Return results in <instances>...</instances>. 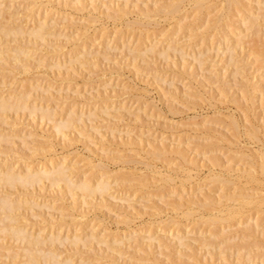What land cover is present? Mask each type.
Instances as JSON below:
<instances>
[{
    "label": "rangeland",
    "instance_id": "obj_1",
    "mask_svg": "<svg viewBox=\"0 0 264 264\" xmlns=\"http://www.w3.org/2000/svg\"><path fill=\"white\" fill-rule=\"evenodd\" d=\"M166 1L170 3V1L172 2L173 0H81V3L79 0H76V2L75 0H0L3 6L8 4L10 10L14 12L12 19L16 22H19V20L22 22L21 19H23V23L27 28H29L28 25L34 26L38 23L37 20H48L47 22L49 23L53 21L55 24H58L54 28L56 32L59 30L56 35L57 37L59 35L58 38L56 37L53 39V37L43 41L38 40L37 42L39 43H35L37 48L32 52L31 61L29 60V62H27V65H30L29 67L31 69L27 68L23 70L21 67V70L20 66L15 64L14 67L11 63L9 65L16 70L13 69L10 73V67L4 66L6 69L3 70L2 75L0 73V78L3 77L5 83H10L7 85L5 84L6 87H4L5 85L0 87L1 90L3 88L5 89L2 90V92L6 94V89H10L9 92L12 91V93H24L27 95V100L31 104H37V106H41L42 103L45 104V107L48 106L47 108L52 110V118L54 120H60L70 109L75 110L77 115L79 114L78 116L81 115L82 119L80 121L81 124L78 123L77 128L70 131L68 135L63 136V138L61 136L62 134L56 133L53 125H51V123L53 124L52 120H50V122L47 119L41 120L39 117V110L35 116H32L33 118L30 116V113L28 114V111H25L26 109L23 112H21L22 110L19 111L20 113L16 112L18 115L14 113V111H10L7 113L5 121H0V134H3L6 139L5 142H2L4 139L0 141L1 166H12L16 171L18 169L22 170L23 168H21V166L25 167L27 163H30L32 166H42L43 163L58 165L60 162H64V165L66 164V166L71 168L69 171L70 178L75 183H79L91 175L98 174L99 169L100 171L102 170L101 173L106 176L105 178H109L108 176H110V181L114 183L115 181L113 180L121 178V180L119 179L121 186L117 185L115 188L116 183L115 185L113 183L114 188L112 187L109 191V196H105L104 199L99 196H94L95 198L88 199L87 201H85L81 193L76 192L77 196H75V191L70 192L66 190V192L65 189H62L63 193H60L58 192L60 191L59 189H57V191L54 189L52 192V189L46 182V187L43 189L44 192L42 189L40 194H37L39 192L38 190V192L35 191L38 196L34 194L35 192L33 193V196L35 195V200L38 202V205L40 204V206H42V209L39 208L38 205L34 210H31L32 212H30L29 209L22 208L21 211H16L14 215L17 213V215L22 217H24L22 214L25 215V218H22L23 221L21 220L20 223L22 225L26 223L25 228L27 227L30 232L34 230L37 232L39 227H43V231H45V235H43L44 239L45 237L50 238L49 235L52 232H60L59 236L65 238L67 235L69 239L75 235H80L82 239L84 237L83 240H90L91 238V242L95 244H92V246H94L93 249L91 248L92 246H89L91 245L89 244L91 242H89L88 245L86 244L87 246L84 245L87 249H82L84 254L81 252V249H78L79 251L77 252V254L81 252L85 260H90L91 262H89V264H115L116 262H118L117 264H121L123 260L122 264H125L124 262L130 264L129 262L131 260H133L131 264H264V230H259L262 227L264 228V210L261 209L263 211L261 214L259 212L261 207L264 208V204L260 207L245 206L241 214L235 215L229 219H224V221H220L221 223L218 220V222L214 224V227H209L211 226V224H209L210 222H207L209 220H207L206 223L204 220L209 214L217 213L215 210L212 212V208L209 205L203 204L202 208L204 209H201L200 205V208H198V205H195L198 209L192 205L191 209L193 211L191 209L189 210V212L191 211L192 213L184 210L187 209L186 203L176 209L174 208V201L175 198L178 200V194L179 198L184 195L183 200H189L190 197L192 198L197 195L199 191L209 192L211 194L214 193L217 196L219 192L220 195L232 193L236 188L245 192L253 191V189L259 192H261L262 189L264 190V182L261 181L262 179L264 180L263 174L257 173L260 181L258 179H248L247 181L244 176H238L236 170H232V167H237L238 164L245 165V163L241 161L242 156L239 153L240 150L244 152H252L253 149L264 150V147L262 148V145H264V138L261 133H258L260 136L258 140H262V143L258 142V140H254L255 137L250 136L246 132V128L250 127L251 123L260 126L262 120L259 118H261L264 113V105L262 104L264 103L263 70L257 68L256 61L253 56L249 54L251 50V37H253L252 34L255 36L253 31L256 27L255 25V28L249 27L250 23L248 22V19H253V16H261L256 19L259 18L257 22H260V27H258L260 29L258 32L261 34H258L260 38L264 40V23L261 21L264 19V14H262L264 13V0H241L244 4L242 8H240V14V11H235L236 8L235 10H233V8L228 11V13L230 12L229 15L233 14V18H231V16L228 18L230 22L228 19H225L224 16L221 19L218 18V15L220 17V15L227 11L225 0H214L212 3L214 4V2H216L217 4H214L216 7L213 5L210 6L211 11H208L205 7L200 13H197V10H195L197 14L193 11L195 7L191 9L188 0H183L181 4L183 7L179 9L183 10L177 11V13L175 12L172 18L171 16H168L169 18L165 16V18L163 14H156L153 12L156 9L155 6L158 8L160 4L162 5L164 2V4H166ZM247 2L249 6H247ZM6 7L8 8V6ZM144 9L146 11L147 9H152L153 11L151 10V12L153 13H150L152 17L151 15H148L150 17H145L146 15L143 13V11H145ZM205 9L208 12L205 11ZM215 9L218 10L216 11ZM244 9H247L246 11L249 12H245ZM244 16H248V18ZM225 20L229 22H227L229 26L232 24L231 28L228 25L222 28V26H225ZM131 21L135 22L134 25ZM136 21L137 27H134ZM140 21L146 24L147 29L142 27L144 25L138 24ZM222 21L224 22L222 23ZM219 26L223 30L229 28L227 30L229 32L227 33L225 29L227 34L225 32L223 33L218 29ZM142 29L143 31H139ZM61 33L63 35H61ZM146 33H149L150 36ZM224 34L225 37H223ZM239 34L241 37L244 36L245 38H241L238 36ZM144 38L147 41H145ZM140 39H142L143 42ZM171 39L173 40L171 41ZM241 40L244 41L239 42ZM11 41H9V43L13 45L16 44L15 41ZM171 42L173 43L172 45L176 44L175 46H180L179 48H181V50H179L184 51L185 53H183L185 55L187 54L185 56L187 59L185 58L182 60L183 57L179 52V57L175 58V55H172L169 60H165L166 58L163 54L164 57L159 55L162 49L163 51L167 50L166 46L167 44L171 45ZM208 42L210 44H208ZM27 43L28 42H26V44ZM149 43L154 46V52L153 50L152 52L149 51L152 53L150 54L146 51L148 54H144V48H149ZM144 56H147V58H144ZM166 61L169 62L167 63ZM243 66L244 69L247 66L246 72H242L243 75L241 74L240 76L241 71H244V69H241ZM239 68L240 71H237ZM29 74L31 77H29ZM31 74H34V76ZM35 75H37L39 81ZM214 75L218 77H214ZM236 75L239 80L235 79ZM244 75H247V78H245L246 82L250 81V83H247V90L248 92L250 90L253 91L249 93L253 97L252 99L249 98V100L246 98V100H243L244 102L236 101L237 104H235L233 101L232 103L230 97L240 93L239 87L241 85V79H244L241 77ZM30 78L33 80L28 81ZM36 78L37 80H35ZM163 78H165V80ZM236 83L240 85L238 86ZM34 85H36L35 88ZM48 94H52V97ZM249 94L246 92V97H251ZM203 95L205 97H203ZM105 96L108 98H105ZM36 97L38 100L35 99ZM245 101H247V103ZM249 101H251V103L253 102V110H251L252 104ZM244 103L247 104L249 110L245 109L248 107ZM103 106H107L105 110H108V114L104 113L105 110ZM61 108H63V110H61ZM122 110L124 112H122ZM89 112H91V114ZM244 112L245 114L247 113L248 118L250 116L249 120H247L250 122V125H248V123V126L245 125V128L244 125H242L245 121L242 119L245 115ZM95 113L98 115L96 116ZM259 113L262 114L260 115ZM93 114L95 115L93 116ZM229 116L235 117L239 124L238 128L234 129L231 126L229 127ZM240 120L241 122H239ZM127 132L131 134L127 135ZM9 134L12 135V137ZM221 134L224 136H221ZM228 135H233L232 137L235 136V140L228 137ZM9 138L11 139L9 140ZM12 138H14V140ZM132 138L133 141L138 140L137 143H130ZM153 139H155V142H161L162 139L167 145H171L173 142L172 144L174 145L171 146L181 143V147L186 151V158H189L190 160L188 161H192L193 163H191L193 165L196 164V167H193L192 164L189 165L190 162H187V164L183 161L177 162L174 158L173 160L170 153L160 156L161 158H157L158 160L155 157L152 158V156H150L149 153L147 154V152L145 153V151H148L150 148L148 144L153 143ZM215 140H221V144L220 142L211 143ZM226 140H231L232 143ZM232 144H237V146L234 147ZM240 145L241 147H239ZM203 148H205V150ZM206 149L207 151L210 150L209 154L208 152H204ZM211 149L215 151L214 154L219 157L220 161L223 160L222 164H226L224 168H221V162V166H214L216 170L210 166L208 157L212 156ZM164 156L166 158L168 156V159ZM115 157L118 159L116 160ZM123 157L125 158L123 159ZM170 157L171 160H169ZM99 163L104 164H100L99 166ZM180 163H182L184 167H181L179 165ZM103 167H105V169ZM187 168L190 169L188 173L186 172L188 171ZM213 171L218 172V174ZM185 173H187L188 179H186ZM215 174L217 176L219 175V177ZM221 175H223V177ZM235 175L237 177H235ZM166 176L169 177L166 179ZM231 176L234 177L236 182L234 181L232 183L233 177ZM223 178L229 179L230 181L228 182L231 183H227L228 185L222 184L225 181H222ZM236 178L243 181L242 184L239 180L238 183ZM249 180H251V182L248 184ZM261 182H263V186H260L259 183ZM3 191L6 192L7 190L2 189V192ZM17 192L19 191L9 194H12L10 195L11 197H16L20 193L17 194ZM173 192L174 195L172 196L171 194ZM175 194L176 197H174ZM219 194L218 196H220ZM260 194H264L263 191ZM45 204H47V206H45ZM48 206L50 208H48ZM195 209L200 210L196 212ZM22 210L24 212H22ZM189 214H192L190 215L191 217ZM200 215H202V218ZM175 220L179 222H177L178 225L175 224ZM248 223L249 226L251 224L250 228L252 229V234L257 231V240L254 239L255 234L252 238L248 237L243 240L241 239L243 226ZM29 224L33 226L31 227ZM253 229H256V231ZM43 231H41V233ZM179 234L181 236L183 235L186 239L185 242L188 241L190 245L192 244L191 242L195 241L193 245H188L190 249L187 245V248L181 245L178 238ZM93 236H97V238L104 237L109 244L111 241L114 242V239H116V241L117 239L122 241L124 238L125 244L121 243L122 247L118 244L120 247L117 246V249L115 247L116 245L113 246L115 247V250H113H117V253L112 250L113 253L111 249L108 250L106 245H103L102 248V243L101 246L96 244V240ZM129 237H131V239L134 237L132 242L136 241L135 243L133 242L134 244H128L132 246L130 249L129 246H125L127 245V241H130ZM149 237H163L161 241L165 242L166 245L171 244V246L169 245V248L167 247V250L163 251V248L166 249V247L160 249V247H158V242L154 239L156 243L152 244L155 241H151ZM233 239V242L230 241ZM252 240H256L255 242L258 241L259 243H257L259 246L257 247V243L255 245V243L251 242ZM5 241L8 243L7 246L9 247L6 246ZM5 241L3 242L6 247H4L3 242L0 243V249L4 251L0 252L2 253L0 254L2 255L0 264H12L11 254L14 253L13 248L15 250L17 247L22 246V243H19V245L16 241L12 242V240H8V242L6 239ZM14 242L16 244H14ZM148 242L152 247H150ZM260 242H262V245H260ZM11 243H13V245H11ZM80 244L82 245L81 242ZM80 244L78 245L79 248ZM48 245L53 244L46 243L41 247L43 250H46V248L47 250L53 248ZM56 246L58 248H56V250L59 251L62 249V245H60L58 241H56ZM123 246L126 247L127 250ZM212 248L213 250H211ZM97 249L100 251H97ZM102 249L104 250L101 251ZM9 250L11 252L8 253ZM122 250L124 253H122ZM186 250L190 252H186ZM68 251V253H72V250ZM144 251H148V253H144ZM4 253L7 254L5 255ZM61 253H63V255ZM61 253L60 255L62 256L59 255V257H64L67 252L63 250ZM77 254L74 255L77 256ZM169 254H171V256ZM122 255H125V257L122 258ZM21 257L22 256H20L18 260L24 259V257H22V259ZM111 257L112 259L115 258V263H112L113 260L110 259ZM167 257L169 259H167ZM155 259L157 262H155ZM78 260L79 259H77V261Z\"/></svg>",
    "mask_w": 264,
    "mask_h": 264
},
{
    "label": "bare ground",
    "instance_id": "obj_2",
    "mask_svg": "<svg viewBox=\"0 0 264 264\" xmlns=\"http://www.w3.org/2000/svg\"><path fill=\"white\" fill-rule=\"evenodd\" d=\"M80 1V3H81V0H79ZM185 1V0H184ZM214 0H188V4H190L191 5V9H192V7H195V9L193 10V11H195V10H197V13H200L201 11H202V9L203 8H207L208 9V11H211L210 9V6H214V4L216 3V2H214V4L212 3ZM243 1V0H242ZM241 0H225L224 2H225V5L227 6L226 7V9H227V11H226V13L224 12L222 15H220V17H219V15H218V18L219 19H221L223 16H224V18L225 19H228L229 18V16H231V18H233L232 16H233V14H232V12H231V14L232 15H229L230 14V12L228 13V11H230L231 9H233V10H235V8H236V10L235 11H240L239 12V14L241 13V10H240V8H242V6H243V4H244V2H242ZM252 1V0H251ZM259 1V0H258ZM75 2H76V0H75ZM78 2V1H77ZM182 2H183V0H173L172 2L170 1V3H167V1H166V4H164V3H162V5L160 4V7H156L155 6V10L153 11L152 9V11L154 12V13H160V14H163L164 15V17L165 16H171V18H172V16L175 14V12L177 13V11H182V10H179L180 8H182L183 6H181V4H182ZM187 2V1H186ZM221 2H223V1H221ZM212 3V4H211ZM248 3V2H247ZM258 3V2H257ZM164 4V5H163ZM187 4V5H188ZM217 4V3H216ZM220 4H222V3H220ZM251 4V3H250ZM259 4V3H258ZM157 5V4H156ZM183 5H185V4H183ZM6 6H8V8L6 7ZM2 5V3H0V73H1V75H2V72H3V70L4 69H6V68H4V66H9L10 67V69H11V71H10V73L13 71V69H15L14 67V65L16 64V65H18V66H20V69H21V67H22V69L24 70V69H27V68H29V69H31L28 65H27V62H29V60L31 61V57H32V52H34L35 51V48H37L36 47V42L39 40H41V41H43V40H46V39H49V38H53V39H55L57 36V32H59V30L56 32V30H55V28L54 27H56V25H58V24H55L53 21H52V23L50 22H47V21H41V20H37L38 21V23H34L33 25L34 26H30V25H28L29 26V28H27L25 25H24V20L23 19H21L22 20V22L19 20V22H16L15 20H13L12 19V15L14 14V12H12L11 10H10V8H9V5L7 4V5ZM146 6V5H145ZM158 6H159V4H158ZM247 6H249V3H248V5ZM251 6V5H250ZM187 7V6H186ZM214 7H216V6H214ZM254 7V6H253ZM252 7V8H253ZM145 8V7H144ZM148 8V7H147ZM153 8V7H152ZM143 9V8H142ZM150 9V8H149ZM186 9V8H185ZM221 9H223V8H221ZM145 10V9H144ZM151 10H148L147 9V11L145 10V11H143V13H144V15H146L145 17H147L148 15H151L153 12H151ZM190 10V9H189ZM216 10V9H215ZM218 10V9H217ZM216 10V11H217ZM247 10V9H246ZM245 9H244V11L245 12H247ZM19 11V10H18ZM205 11H207L206 9H205ZM207 11V12H208ZM214 11V10H213ZM142 12V11H141ZM189 12V11H188ZM192 12V11H191ZM249 12V11H248ZM247 12V13H248ZM17 13V12H16ZM151 13V14H150ZM195 13H196V11H195ZM196 13V14H197ZM236 13V12H235ZM47 14V13H46ZM203 14V13H202ZM262 14H264V13H262ZM140 15V14H139ZM199 15V14H198ZM250 15H251V13H250ZM249 15V17L251 18V16ZM176 16V15H175ZM194 16H195V14H194ZM210 16V15H209ZM235 16V15H234ZM253 16V15H252ZM260 16V15H259ZM259 16H253L252 18L253 19H248V22L250 23V25H249V27H254V25H255V29H254V33H255V36H254V34H252V36L253 37H251L252 39H251V50L249 51L250 53L249 54H251V56H253V58H254V60L256 61V65L258 66L257 68H259V69H261V70H263V72H262V78H263V80H264V40L263 39H261L260 38V35L259 34H261L260 32H258V30L260 29V28H258V27H260L259 26V23L260 22H257V20L259 19H256L257 17H259ZM263 16V15H262ZM38 17V16H37ZM48 17V16H47ZM148 17H150V16H148ZM151 17H152V15H151ZM155 17V16H154ZM168 17V18H169ZM196 17V16H195ZM236 17V16H235ZM238 17V16H237ZM241 17V16H240ZM245 17V16H244ZM247 18H248V16H246ZM245 17V18H246ZM261 17V16H260ZM264 17V16H263ZM166 18V17H165ZM199 18H200V16H199ZM208 18V17H207ZM15 19V18H14ZM39 19V18H38ZM150 19V18H149ZM195 19V18H194ZM262 19V18H261ZM46 20V19H45ZM139 20H141V19H139ZM224 20V19H223ZM58 21V20H57ZM138 21V20H137ZM137 21H136V24H135V26L134 27H137L136 25H137ZM220 21V20H219ZM228 21L230 22V20L228 19ZM228 21H226L225 20V26H222V28L223 27H226V25H228ZM231 21H232V19H231ZM262 21V23H264L263 21H264V19H262L261 20ZM33 22V21H32ZM56 22V21H55ZM132 22V21H131ZM153 22V21H152ZM224 21H222V23H223ZM228 22V23H227ZM27 23V22H26ZM25 23V24H26ZM134 23L135 22H132V24L134 25ZM141 23V24H140ZM219 23V22H218ZM227 23V24H226ZM233 23V22H232ZM243 23V22H242ZM138 24L139 25H144V26H142L143 28L145 27H147L146 26V24H144L143 22H138ZM196 24H197V22H196ZM246 24V23H245ZM55 25V26H54ZM130 25V24H129ZM195 25V24H194ZM218 25V24H217ZM231 26H232V24H230ZM239 25V24H238ZM132 26V25H131ZM213 26V25H212ZM229 26V25H228ZM231 26H229L230 28H231ZM245 26H247V25H245ZM133 27V28H134ZM202 28V27H201ZM240 28V27H239ZM132 29V28H131ZM140 29H141V26H140ZM147 29V28H146ZM145 29V30H146ZM218 29H220L223 33L225 32L226 33V31L229 29H226V31H225V29L223 30V29H221V27L219 26V28ZM238 29V28H237ZM247 29H248V27H247ZM249 29H251V28H249ZM199 30V29H198ZM252 30V29H251ZM264 30V29H263ZM139 31H143V29L142 30H139ZM149 31V30H148ZM231 31V30H230ZM234 31V30H233ZM262 31V30H261ZM144 32H146V31H144ZM229 31H227V33H228ZM252 32V31H251ZM252 32V33H253ZM264 32V31H263ZM262 32V33H263ZM226 33V34H227ZM259 33V34H258ZM146 34H149V33H146ZM152 34V33H151ZM241 34V33H240ZM240 34L238 35V36H240ZM61 35H63L62 33H61ZM153 35V34H152ZM218 35H219V33H218ZM264 35V34H263ZM149 36H150V34H149ZM232 36V35H231ZM247 36V35H246ZM58 37H59V35H58ZM57 37V38H58ZM146 37V36H145ZM212 37V36H211ZM223 37H225V34H224V36ZM241 37V36H240ZM242 37H244V36H242ZM241 37V38H242ZM249 37H250V34H249ZM263 37V36H262ZM69 38V37H68ZM119 38V37H118ZM239 38V37H238ZM240 38V39H241ZM245 38V37H244ZM145 39V38H144ZM148 39V38H147ZM226 39V38H225ZM231 39V38H230ZM250 39V38H249ZM12 40V41H11ZM140 40H142V39H140ZM173 39H171V41H172ZM229 40V39H228ZM9 41H11V42H13V41H15L16 42V44H11V43H9ZM52 41V40H51ZM145 41H147L146 39H145ZM150 41V40H149ZM159 41V40H158ZM163 41H164V39H163ZM175 41V40H174ZM242 41H244V40H241V41H239V42H242ZM14 42V43H15ZM21 42H23V43H21ZM26 42H28L27 44H26ZM142 42H143V40H142ZM161 42V41H160ZM177 42V41H176ZM39 42H37V44H38ZM45 43V42H44ZM151 43V42H150ZM150 43H149V45H150ZM169 43V42H168ZM43 44V43H42ZM146 44V43H145ZM171 45H169V44H167V50H164L163 51V49H162V51H160V53H159V55L161 56L162 54L165 56V60H169L170 59V57H172V55H175L174 57L176 58V57H179L178 55L180 54L182 57H183V59L182 60H184L186 57V55L184 54L185 52L184 51H180L181 50V48H179V47H177V46H175L176 44H174V45H172L173 43L171 42L170 43ZM208 44H210L209 42H208ZM242 44V43H241ZM110 45V44H109ZM141 45H143V44H141ZM152 45V44H151ZM148 46L149 48H146L145 46V51L144 50H142V51H144L145 53L144 54H146L147 52H152V50H153V48H154V46L152 45V46ZM249 45V44H248ZM38 46V45H37ZM207 46V45H206ZM85 47V46H84ZM110 47V46H109ZM126 47V46H125ZM249 47V48H250ZM108 48V47H107ZM128 48V47H127ZM141 48V47H140ZM82 49V48H81ZM129 49V48H128ZM180 49V50H179ZM179 50V51H178ZM183 50V49H182ZM134 51V50H133ZM147 51V52H146ZM131 52V51H130ZM149 52V53H150ZM153 52H154V50H153ZM162 52V53H161ZM178 52H179V54H178ZM184 52V53H183ZM208 52V51H207ZM231 52V51H230ZM39 53V52H38ZM37 53V54H38ZM86 53V52H85ZM210 53V52H209ZM232 53V52H231ZM40 54V53H39ZM87 54V53H86ZM89 54V53H88ZM139 54V53H138ZM148 54V53H147ZM150 54H152V53H150ZM149 54V55H150ZM235 54V53H234ZM149 55H148V57H149ZM162 55V56H163ZM177 55V56H176ZM199 55H200V53H199ZM208 55V54H207ZM233 55V54H232ZM231 55V56H232ZM39 56V55H38ZM134 56H136V55H134ZM151 56H154V55H151ZM159 56V57H160ZM163 56V57H164ZM206 56V55H205ZM34 57V56H33ZM137 57V56H136ZM147 58V56H144V58ZM194 57V56H193ZM201 57V56H200ZM249 57V56H248ZM59 58V57H58ZM84 58V57H83ZM93 58V57H92ZM209 58V57H208ZM243 58V57H242ZM249 58H251V57H249ZM34 59V58H33ZM32 59V60H33ZM43 59V58H42ZM41 59V60H42ZM46 59V58H45ZM72 59V58H71ZM132 59H133V57H132ZM172 59V58H171ZM187 59V58H186ZM194 59V58H193ZM197 59H199V58H197ZM232 59H233V57H232ZM44 60V59H43ZM163 60H164V58H163ZM247 60H248V58H247ZM70 61V60H69ZM181 61V60H180ZM186 61V60H185ZM239 61H241V60H239ZM70 62H72V61H70ZM69 62V63H70ZM145 62V61H144ZM167 62V61H166ZM169 62V61H168ZM167 62V63H168ZM199 62V61H198ZM13 64V68H12V66H10L9 64ZM31 63V62H30ZM29 63V64H30ZM57 63V62H56ZM55 63V64H56ZM68 63V64H69ZM147 63V62H146ZM145 63V64H146ZM170 63H172V62H170ZM169 63V64H170ZM175 63V62H174ZM202 63V62H201ZM247 63V62H246ZM73 64H74V62H73ZM72 64V65H73ZM82 64V63H81ZM183 64V63H182ZM255 64V63H254ZM42 65V64H41ZM66 65V64H65ZM64 65V66H65ZM144 65V64H143ZM146 65H148V64H146ZM228 65V64H227ZM235 65V64H234ZM241 65H243V64H241ZM245 65V64H244ZM54 66V65H53ZM67 66V65H66ZM69 66L71 67V65L69 64ZM138 66V65H137ZM52 67V66H51ZM58 67H59V65H58ZM57 67V68H58ZM144 67V66H143ZM146 67V66H145ZM184 67V66H183ZM237 67V66H236ZM17 68V67H16ZM50 68V67H49ZM56 68V69H57ZM60 68V67H59ZM178 68V67H177ZM241 68V67H240ZM240 68H239V70L237 69V71H240ZM246 68H247V66H246ZM246 68L244 69V66H243V68H241V69H244V71H241V73H240V76H241V74H242V72H246L245 70H246ZM251 68V67H250ZM18 69V68H17ZM21 69V70H22ZM63 69V68H62ZM181 69V68H180ZM16 70V69H15ZM14 70V71H15ZM67 70V69H66ZM8 71H9V69H8ZM51 71V70H50ZM186 71V70H185ZM218 71V70H217ZM220 71V70H219ZM248 71V70H247ZM4 72H7V71H4ZM187 72V71H186ZM249 72V71H248ZM23 73V72H22ZM188 73V72H187ZM212 73V72H211ZM216 73V72H215ZM235 73V72H234ZM6 74H8V73H6ZM39 74V73H38ZM217 74V73H216ZM32 75V74H31ZM189 75H190V73H189ZM192 75V74H191ZM221 75V74H220ZM224 75V74H223ZM239 75V74H238ZM243 75V74H242ZM18 76V75H17ZM32 76H34V74L32 75ZM47 76V75H46ZM154 76V75H153ZM210 76H212V75H210ZM215 76H217V75H214V77ZM233 76H235V75H233ZM240 76H239V78H240ZM6 77V76H5ZM4 77V78H5ZM29 77H31L30 76V74H29ZM35 77H37V75H35ZM218 77V76H217ZM220 77V76H219ZM259 77V76H258ZM24 78V77H23ZM38 78V77H37ZM37 78L35 79V80H37ZM158 78V77H157ZM190 78V77H189ZM196 78V77H195ZM241 78H244V79H241ZM240 79L242 80H240L241 81V85H240V87H239V89H240V93L239 94H237V95H235L234 94V96H231L230 97V100H232V103H233V101L235 102V104H237L236 103V101L237 102H241V101H243V100H246V98H248V100H249V98H251L252 99V97L253 96H251L249 93L252 91V90H250L249 92H248V85H247V83H250V81L249 82H246V79L245 78H247V75H244V76H242ZM3 77L2 78H0V87L2 86H4L5 84L7 85V84H9V83H5V79H3ZM161 79V78H160ZM164 80H165V78H163ZM162 79V80H163ZM235 79L237 80L238 78H237V75H236V77H235ZM249 79H251V78H249ZM248 79V80H249ZM261 79V78H260ZM18 80V79H17ZM21 80H22V78H21ZM24 80V79H23ZM27 80V79H26ZM33 79H31L30 78V80H28V81H32ZM41 80V79H40ZM216 80V79H215ZM239 80V79H238ZM38 81H39V78H38ZM160 81V80H159ZM7 82H8V80H7ZM175 82V81H174ZM216 82V81H215ZM13 83V82H12ZM38 83V82H37ZM36 83V84H37ZM160 83V82H159ZM253 83V82H252ZM251 83V84H252ZM237 84V83H236ZM256 84V83H255ZM6 85L4 86V87H6ZM11 85V84H10ZM207 85V84H206ZM238 85V84H237ZM236 85V86H237ZM238 85V86H239ZM9 86V85H8ZM12 86V85H11ZM35 86L36 85H34V88H35ZM39 86V85H38ZM41 86V85H40ZM106 86V85H105ZM178 86V85H177ZM203 86V85H202ZM237 86V87H238ZM249 86H250V84H249ZM13 87V86H12ZM32 87V86H31ZM204 87V86H203ZM221 87V86H220ZM8 88V87H7ZM48 88V87H47ZM101 88V87H100ZM208 88V87H207ZM13 89H15V88H13ZM33 89V88H32ZM42 89V88H41ZM44 89V88H43ZM235 89V88H234ZM253 89V88H252ZM2 90H5L4 88L2 89ZM2 90L0 89V121H5V117L7 116V113H9L10 111H14V113H16V112H19V111H21V112H23L25 109V111H28V114L30 113V116L32 117V116H35V114L37 113V111L38 112H40L39 113V117L41 118V120L42 119H47V120H49V122H50V120H52L53 121V124L51 123V125H53V127H54V129H55V131H56V133H60V134H62L61 136L63 137V136H65V135H68V133L70 132V131H72V130H74L75 128H77V126H78V123L79 124H81L80 123V121L82 120L81 119V115L80 116H78L77 115V113H76V111L75 110H68V112L61 118V116H60V120H54L52 117V114H53V112H52V110H50V109H48L47 107H45L44 105L45 104H43L42 103V105L40 106V105H38L37 106V104H31L30 102H28V97H27V95H25L24 93L22 94V93H12V91H10L9 92V90H7L6 89V94H4L3 92H2ZM12 90V89H11ZM16 90H17V88H16ZM25 90V89H24ZM47 90V89H46ZM226 90H227V88H226ZM255 90H256V88H255ZM51 91V90H50ZM105 91L107 92V90L105 89ZM198 91V90H197ZM197 91H196V93H197ZM5 92V91H4ZM44 92V91H43ZM103 92H104V90H103ZM221 92V91H220ZM226 92V91H225ZM238 92V91H237ZM246 92L251 96V97H246ZM253 92V91H252ZM251 92V93H252ZM49 93V92H48ZM195 93V94H196ZM198 93H199V91H198ZM223 93V92H222ZM232 93H235V92H232ZM37 94V93H36ZM45 94V93H44ZM50 94V93H49ZM48 94V95H49ZM102 94V93H101ZM108 94V93H107ZM106 94V95H107ZM113 94V93H112ZM47 95V96H48ZM52 95V94H51ZM51 95H49L50 97H52ZM98 95V94H97ZM105 95V94H104ZM103 95V96H104ZM197 95V94H196ZM222 95V94H221ZM227 95V94H226ZM32 96V95H31ZM34 96V95H33ZM46 96V95H45ZM44 96V97H45ZM48 96V97H49ZM60 96V95H59ZM229 96H230V94H229ZM39 97V96H38ZM56 97V96H55ZM115 97V96H114ZM203 97H205L204 95H203ZM224 97H225V94H224ZM60 98V97H59ZM99 98V97H98ZM103 98V97H102ZM105 98H108V97H106L105 96ZM36 100H38L37 99V97L35 98ZM51 99V98H50ZM264 99V98H263ZM262 99V100H263ZM34 100V99H33ZM48 100H49V98H48ZM110 100H111V98H110ZM47 101V100H46ZM56 101V100H55ZM252 101V100H251ZM251 101H249L250 103H251ZM33 102V101H32ZM47 102H49V101H47ZM53 102V101H52ZM94 102V101H93ZM107 102V101H106ZM244 102V101H243ZM246 103H247V101H245ZM41 103V102H40ZM44 103H45V101H44ZM50 103V102H49ZM75 103V102H74ZM98 103V102H97ZM104 103V102H103ZM246 103H244V104H246ZM252 104V108H251V110H253V102L251 103ZM257 104V103H256ZM263 105H264V103H262ZM47 105V104H46ZM108 106V105H107ZM106 106V107H107ZM239 106V105H238ZM246 106H247V104H246ZM104 107V106H103ZM106 107H104V110H105V108ZM245 107V106H244ZM248 107V106H247ZM122 108V107H121ZM120 108V109H121ZM239 108V107H238ZM261 108V107H260ZM264 108V107H263ZM28 109V110H27ZM245 109H248L249 110V107L248 108H245ZM256 109V108H255ZM262 109V108H261ZM61 110H63V108H61ZM61 110H59V111H61ZM99 110H100V108H99ZM176 110V109H175ZM242 110V109H241ZM257 110V109H256ZM255 110V111H256ZM54 111H56V110H54ZM98 111V110H97ZM101 111V110H100ZM99 111V112H100ZM108 110H105L104 111V113H109V112H107ZM110 111V110H109ZM119 111V110H118ZM173 111V110H172ZM243 111V110H242ZM241 111V112H242ZM245 111V110H244ZM263 111V110H262ZM57 112V111H56ZM93 112V111H92ZM95 112H96V110H95ZM120 112H121V110H120ZM120 112H119V114H120ZM122 112H124L123 110H122ZM253 112V111H252ZM251 112V113H252ZM20 113V112H19ZM25 113V112H24ZM58 113V112H57ZM90 114H91V112H89ZM94 113V112H93ZM112 113V112H111ZM132 113V112H131ZM130 113V114H131ZM240 113V112H239ZM250 113V114H251ZM17 114V113H16ZM96 114V113H95ZM95 114H93V116L95 115ZM127 114V113H126ZM241 114V113H240ZM244 114H245V112H244ZM260 114V113H259ZM262 114V113H261ZM260 114V115H261ZM15 115V114H14ZM18 115V114H17ZM98 114H96V116H97ZM100 115V114H99ZM110 115V114H109ZM124 115V114H123ZM136 115V114H135ZM134 115V116H135ZM139 115V114H138ZM137 115V116H138ZM243 115V114H242ZM255 115V114H254ZM259 115V116H260ZM93 116H90V117H93ZM101 116V115H100ZM128 116H129V113H128ZM36 117H38V116H36ZM108 117V116H107ZM130 117V116H129ZM223 117V116H222ZM243 117V116H242ZM254 117V116H253ZM261 117V116H260ZM33 118V117H32ZM118 118H120V117H118ZM135 118V117H134ZM137 118H139V117H137ZM249 118H250V116H249ZM249 118H248V115H247V113L244 115V118H242L243 120H245L244 122H243V120H242V122H243V124L242 125H244V128H245V125H247L248 123V125H250V122H248L247 120H249ZM262 118V119H261ZM261 118H259L260 120H262V123L260 124V126H258L257 124H253V123H251V126L250 127H247L246 128V132L250 135V136H253V137H255V139L254 140H258L259 138H260V136L258 135V133L260 132L261 133V135L263 136V138H264V113L262 114V117ZM93 119H95V118H93ZM97 119H98V117H97ZM136 119V118H135ZM228 119H229V122H228V124H229V127L231 126V127H233L234 129H236V128H238V122H237V120L235 119V117L234 116H229L228 117ZM258 119V120H259ZM99 120V119H98ZM108 120V119H107ZM257 120V119H256ZM255 120V121H256ZM43 121V120H42ZM87 121V120H86ZM91 121V120H90ZM145 121V120H144ZM215 121V120H214ZM83 122V121H82ZM224 122V121H223ZM239 122H241V120L239 121ZM259 122V121H258ZM261 122V121H260ZM4 123H6V122H4ZM43 123V122H42ZM84 123V122H83ZM218 123V122H217ZM225 123V122H224ZM50 124V123H49ZM223 124V123H222ZM247 125V126H248ZM6 126V125H5ZM81 126V125H80ZM52 127V128H53ZM82 128V127H81ZM215 128H217V127H215ZM231 129V128H230ZM240 129V128H239ZM242 129V128H241ZM212 130V129H211ZM215 130H217V129H215ZM54 131V132H55ZM113 131H116V130H113ZM129 131V130H128ZM223 131V130H222ZM233 131V130H232ZM215 132V131H214ZM217 132V131H216ZM219 132V131H218ZM235 132H236V130H235ZM237 133V132H236ZM14 134V133H13ZM55 134V133H54ZM81 134V133H80ZM79 134V135H80ZM128 134H131V133H128L127 132V135ZM220 134V133H219ZM10 135V134H9ZM18 135V134H17ZM56 135V134H55ZM115 135V134H114ZM243 135V134H242ZM248 135V136H249ZM7 136V135H6ZM11 137H12V135H10ZM82 136V135H81ZM117 136V135H116ZM212 136V135H211ZM221 136H224V135H222L221 134ZM225 136H226V134H225ZM233 135H231V136H229L228 135V137H230V138H233L234 139V137H232ZM14 137V136H13ZM23 137V136H22ZM128 137V136H127ZM135 137V136H134ZM140 137H141V135H140ZM252 137V138H253ZM15 138H16V136H15ZM25 138V137H24ZM64 138V137H63ZM66 138V137H65ZM138 138V137H137ZM237 138V137H236ZM2 139H4L3 141H2ZM11 138H9V140H10ZM13 140H14V138H12ZM135 139V138H134ZM216 139H218V138H216ZM220 139V138H219ZM250 139V138H249ZM26 140V139H25ZM67 140V139H66ZM135 140H137V139H135ZM138 140H139V138H138ZM137 140V141H138ZM142 140V139H141ZM155 139H153V141H154ZM160 140V139H159ZM208 140V139H207ZM235 140V139H234ZM237 140V139H236ZM252 140V139H251ZM250 140V141H251ZM0 141H2V142H5L6 141V139L4 138V136H3V134H0ZM137 141H133V138H132V141L130 142V143H137ZM144 141V140H143ZM150 141H151V139H150ZM157 141V140H156ZM181 141V140H180ZM213 141V140H212ZM227 142L229 141V140H226ZM248 141V140H247ZM10 142V141H9ZM141 142V141H140ZM146 142V141H145ZM215 142H220V144H221V140L219 141H217V140H215L214 142H211V143H215ZM229 142H231V140L229 141ZM256 142V141H255ZM258 142H261L262 143V140L260 141V140H258ZM264 142V141H263ZM142 143V142H141ZM149 143V142H148ZM173 143V142H172ZM171 143V145H174V144H172ZM180 143V142H179ZM223 143V142H222ZM232 143V142H231ZM240 143V142H239ZM2 144V143H1ZM127 144V143H126ZM139 144V143H138ZM137 144V145H138ZM146 144V143H145ZM181 144V143H180ZM180 144H176L175 146H171V145H167V144H165L164 143V140H162L161 139V142L160 141H157V142H153V143H151V144H148L149 146H150V148L148 149V151H145V153L147 152V154L149 153L150 154V156H152V158H159L160 156H163V155H165V154H168V153H170L171 155H172V159L174 158V159H176V161L177 162H190V161H188V160H190L189 158H186V151L184 150V148L183 147H181V145ZM235 144V143H234ZM234 144H232L234 147L235 146H237V144L236 145H234ZM10 145V144H9ZM140 145V144H139ZM147 145V144H146ZM259 145V144H258ZM8 146V145H7ZM199 146V145H198ZM216 146H218V145H216ZM6 147V146H5ZM148 147V146H147ZM186 147V146H185ZM206 147V146H205ZM209 147V146H208ZM239 147H241V145L239 146ZM238 147V148H239ZM264 147V145H262V148ZM209 148H211V147H209ZM242 148H243V146H242ZM142 149V148H141ZM186 149V148H185ZM204 150H205V148H203ZM213 149V148H212ZM211 149V150H212ZM241 149V148H240ZM188 151H189V149H188ZM205 153H207L208 152V154L210 153V150H208L207 151V149H206V151H204ZM204 153V154H205ZM215 151L214 150H212L211 151V154H212V156L210 157H208V161L210 162V166H212L213 168H214V170H216L215 168L216 167H214V166H216V165H218V167L219 166H221L222 165V167L221 168H224L225 166L224 165H226V164H222L223 162V160L222 161H220V159H219V157L218 156H216L215 154ZM239 153L241 154V156H242V158H241V161L242 162H244L245 163V165H242V164H238V166L237 167H232V170L234 169V170H236L237 171V175L238 176H244L245 177V179L248 181V179H251V180H256V179H258V175H257V173H259V174H263V176H264V150H262V149H258V150H255V149H253V151L252 152H244V151H239ZM169 154V155H170ZM117 155V154H116ZM170 155V156H171ZM113 156V155H112ZM119 156H120V154H119ZM118 156V157H119ZM123 156V155H122ZM110 157V156H109ZM165 157V156H164ZM164 157H163V159H164ZM188 157V156H187ZM204 157V156H203ZM125 157H123V159H124ZM161 158V157H160ZM166 158V157H165ZM207 158V157H206ZM115 159L117 160L118 158H116L115 157ZM122 159V158H121ZM120 159V160H121ZM122 159V160H123ZM166 159H168V156H167V158ZM173 159V160H174ZM5 160V159H4ZM158 160V159H157ZM169 160H171V157H170V159ZM192 160V159H191ZM207 160V159H206ZM244 160V161H243ZM52 161V160H51ZM63 161V160H62ZM124 161V160H123ZM122 161V162H123ZM60 162V161H59ZM192 162V161H191ZM189 163V165H191L192 163ZM220 162H221V165H220ZM35 163V162H34ZM43 163V162H42ZM51 163V162H50ZM100 164L101 165H103L102 163H99L98 165L100 166ZM188 164V163H187ZM2 164H0V233H1V236H0V240H1V242L0 243H2L3 241H5V239L8 241V240H12V242L13 241H16L18 244L20 243H22V246H20V247H17L15 250H14V248H13V252L14 253H10L12 256V258H11V260H12V264H89V262H91L90 260H85L84 259V257H83V254H84V252H83V250L82 249H87V247L85 248V246H87L88 245V243L89 242H91V238H90V240H83L84 239V237H83V239H82V237L79 235V236H73L71 239H69L68 238V236L66 235V237L65 238H63V237H61V236H59L60 234V232H56V233H51L49 236H50V238L48 237V238H46L45 237V239H44V236L43 235H45L44 234V232L45 231H43V227L41 228V227H39L38 228V231L37 232H35V230L34 231H28V229H27V227L25 228V225H26V223H25V225L23 224H21L20 222H21V220H22V218H25V215L24 214H22L24 217H22V216H20V215H17V214H15L14 215V213H16V211L18 212L19 210L21 211V209L23 208H26L27 210L29 209L30 210V212H32L31 210H34L35 209V207H37V205H38V202L35 200V195L33 196V193L36 191V192H38L37 194H40L41 193V189L43 190L44 189V187H46V182H47V184H49V186H50V188L52 189V192H53V190L54 189H56L55 191H57V189H59L60 191H58V192H60V193H63L62 191L65 189V191L67 190V191H70V192H73V191H75L74 193L76 194V192L77 193H81V195H82V197L85 199V201H87L88 199H92V198H95L94 196H99V197H101L102 199H104L105 198V196H107L108 194L110 195V193H109V191L111 190V188L113 187V183L114 182H112V181H110L111 179V177L110 176H108L109 178H105L106 176H104L103 175V173H101V171H100V169H99V172H98V174H96V175H91L90 177H87V179H84L83 181H81V182H79V183H75V182H73L72 180H71V178H70V174H69V171H70V167H68V166H66V164L64 165V162H60L58 165H53V163L51 164V165H49V163L48 164H46V163H43L42 164V166L40 165V166H32L30 163L28 164L27 163V165L24 167H22L21 166V168H23L22 170H14V168L12 167V166H1ZM97 165V164H96ZM181 167H184V166H182L183 164L182 163H180L179 164ZM193 165V164H192ZM196 165V164H195ZM195 165H193V167L195 166ZM208 165V164H207ZM99 166H97V167H99ZM205 166V165H204ZM16 167V166H15ZM106 167V166H105ZM105 167H103L104 169H105ZM154 167V166H153ZM196 167V166H195ZM94 168H95V166H94ZM99 168H101V167H99ZM188 168H190V167H188ZM187 168V170L188 171H186L187 173L189 172V170L190 169H188ZM199 168V167H198ZM227 168V167H226ZM74 169V168H73ZM209 169H211V168H209ZM231 169V168H230ZM183 170H184V168H183ZM192 170V169H191ZM194 170V169H193ZM196 170V169H195ZM227 170V169H226ZM98 171V170H97ZM221 171V170H220ZM228 171H229V169H228ZM93 172V171H92ZM104 172V171H103ZM184 172H185V170H184ZM191 172V171H190ZM193 172V171H192ZM214 172V171H213ZM227 172V171H226ZM230 172V171H229ZM95 173H96V170H95ZM187 173H185V175L187 174ZM214 173H217L218 174V172H214ZM190 174V173H189ZM192 174V173H191ZM216 175V174H215ZM217 176V175H216ZM222 177H223V175H221ZM261 176V175H260ZM259 176V177H260ZM169 176H166L165 178L167 179ZM190 177H191V175H190ZM213 177H214V175H213ZM217 177H219V175L217 176ZM216 177V178H217ZM231 177H233V176H231ZM235 177H237L236 175H235ZM115 178V177H114ZM113 178V179H114ZM119 178V177H118ZM123 178V177H122ZM164 178V179H165ZM189 177L186 175V179H188ZM192 178V177H191ZM262 178V177H261ZM120 180H121V178H119ZM119 179H117L116 178V180H113V181H115V183H116V186H115V188L117 187V185H119V186H121L120 184H121V182H120V180ZM125 179V178H124ZM237 179V182H238V180H239V178H236ZM243 179V178H242ZM217 180V179H216ZM225 180V181H224ZM251 180H249V182H248V184L251 182ZM259 180V179H258ZM125 181H126V179H125ZM172 181V180H171ZM222 181H224V183H222V184H229V183H231V182H228V181H230L229 179H226V178H223L222 179ZM221 181V182H222ZM227 181V182H226ZM236 182V180H234V177H233V180H232V183L233 182ZM241 180H239V182H240ZM245 181V180H244ZM260 181V180H259ZM261 181H263L264 182V180L262 179ZM165 182H167V181H165ZM169 182H170V180H169ZM168 182V183H169ZM215 182V181H214ZM238 182V183H239ZM242 182L243 181H241V184H242ZM263 182H261V183H259L260 184V186L262 185L263 186ZM115 183H114V185H115ZM124 183V182H123ZM212 183V182H211ZM220 183V182H219ZM237 183V184H238ZM227 184V185H228ZM244 184V183H243ZM254 184V183H253ZM49 186H47V187H49ZM122 186H125V185H122ZM175 186V185H174ZM211 186V185H210ZM235 186V185H234ZM258 186V185H257ZM214 187V186H213ZM114 188V187H113ZM161 188V187H160ZM176 188V187H175ZM225 188V187H224ZM263 188V187H262ZM2 189L4 190H7L6 192H2ZM63 189V190H62ZM240 189V188H239ZM249 189V188H248ZM9 190V191H8ZM38 190V191H37ZM45 190H46V188H45ZM159 190V189H158ZM171 190V189H170ZM250 190H251V188H250ZM249 190V191H250ZM15 191H19V192H17V196L16 197H11L10 195H12V194H9V193H15ZM55 191H54V193H55ZM66 191V192H67ZM160 191V190H159ZM175 191V190H174ZM261 191V190H260ZM262 191H263V193H264V190L262 189ZM261 191V192H262ZM36 192L34 193V194H36ZM43 192H44V190H43ZM42 192V193H43ZM200 192V191H199ZM198 192V194L197 195H195L194 197H190V199L189 200H183V197H184V195L183 196H181L180 198L178 197L179 196V194H178V196H177V198H178V200H176V198H175V204H174V208L176 209V208H178V207H180V206H183V204L184 203H186L187 204V209H184V210H187L186 212H189V210L191 209V207H192V205L193 206H195V205H200L201 206V209H204V208H202V205L203 204H206V205H209L212 209H211V211L212 212H214V210L215 211H217V213H212V214H209L208 216H206L205 217V223H206V221L207 220H209V221H207V222H210L209 224H211V226H209V227H214V224H216V222H218V220H219V222L220 221H224V219H229V218H231V217H233V216H235V215H238V214H241L242 213V209L245 207V206H255V207H260L262 204H264V194H260L261 192H259L258 190H255L254 191V189H253V191H250V192H245V191H241V190H238L237 188H236V190H234L232 193H227V194H222V195H220L219 193V195L220 196H218V194H217V196H216V194H211V193H209V192H200L199 193ZM222 192V191H221ZM225 193V192H224ZM36 194V195H37ZM74 194V195H75ZM171 194V193H170ZM177 194V193H176ZM176 194H175V196L174 197H176ZM183 194V193H182ZM191 194V193H190ZM68 195V194H67ZM108 195V196H109ZM172 196L174 195V192L171 194ZM38 196V195H37ZM51 196H52V194H51ZM56 196V195H55ZM75 196H77V194L75 195ZM159 196V195H158ZM225 196V197H224ZM62 197V196H61ZM99 197H98V199H99ZM113 197V196H112ZM115 197V196H114ZM173 197V198H174ZM37 198V197H36ZM61 199H63V198H61ZM114 199V198H113ZM118 199V198H117ZM121 199V198H120ZM226 199V200H225ZM101 200V199H100ZM109 200H110V198H109ZM227 201V202H225V201ZM84 201V200H83ZM84 201V202H85ZM112 201V200H111ZM121 201V200H120ZM124 201H126V200H124ZM104 202H105V200H104ZM120 203V202H119ZM72 204H73V202H72ZM39 206V208H41L42 206H40V204L38 205ZM45 206H47V204H45ZM44 206V207H45ZM200 206L198 207V208H200ZM263 206V205H262ZM53 207V206H52ZM52 207H51V209H52ZM71 207V206H70ZM48 208H50L49 206H48ZM47 208V209H48ZM74 208V207H73ZM173 208V209H174ZM195 208H197L196 206H195ZM197 208V209H198ZM246 208H248V207H246ZM25 209V210H26ZM36 209H38V208H36ZM42 209V208H41ZM174 209V210H175ZM197 209H195L196 210V212L197 211H199V210H197ZM264 210V208H260V210H259V212H260V214L261 213H263V211L262 210ZM53 210V209H52ZM192 210V209H191ZM37 211V210H36ZM193 211V210H192ZM207 211V210H206ZM246 211V210H245ZM262 211V212H261ZM22 212H24L23 210H22ZM39 212V211H38ZM257 212H258V210H257ZM259 212H258V214H259ZM183 213V212H182ZM185 213V212H184ZM189 213H192L191 211L189 212ZM200 213V212H199ZM209 213V212H208ZM211 213V212H210ZM194 214V213H193ZM256 214V213H255ZM259 214V215H260ZM27 215V214H26ZM41 215V214H40ZM185 215H186V213H185ZM190 215H192V214H189V216ZM201 216V218H202V215H200ZM29 217V216H28ZM33 217V216H32ZM39 217H41V216H39ZM126 217V216H125ZM191 217V216H190ZM36 218V217H35ZM34 218V219H35ZM204 218V217H203ZM37 219V218H36ZM39 219V218H38ZM63 219V218H62ZM126 219V218H125ZM171 219V218H170ZM188 219V218H187ZM239 219H240V216H239ZM258 219V218H257ZM163 220V219H162ZM166 220V219H165ZM256 220V219H255ZM262 220V219H261ZM23 221V220H22ZM27 221V220H26ZM30 221V220H29ZM31 221H33V220H31ZM130 221V220H129ZM164 221V220H163ZM253 221V220H252ZM36 222H38V221H36ZM42 222V221H41ZM50 222V221H49ZM171 222H173V221H171ZM178 221H176L175 220V224H177L178 225V223H177ZM198 222V221H197ZM238 222V221H237ZM236 222V223H237ZM23 223V222H22ZM29 223V222H28ZM39 223V222H38ZM53 223H54V220H53ZM66 223V222H65ZM170 223V222H169ZM221 223V222H220ZM235 223V224H236ZM34 224V223H33ZM75 224V223H74ZM81 224V223H80ZM174 224V223H173ZM198 224V223H197ZM208 224V223H207ZM219 224V223H218ZM217 224V225H218ZM29 225H31V224H29ZM28 225V226H29ZM38 225V224H37ZM55 225V224H54ZM162 225V224H161ZM166 225H168V224H166ZM216 225V226H217ZM232 225V224H231ZM244 225V224H243ZM258 225H260V224H258ZM33 225H31V227H32ZM35 226V225H34ZM42 226V225H41ZM45 226V225H44ZM250 226H251V224H250ZM250 226H249V223L247 224V225H245V226H243V230H242V236H241V239L243 240V239H245V238H248V237H253V235H254V239H256L257 240V238L256 237H258L257 236V234H256V229L254 230V231H256L254 234H252V229L250 228ZM254 226V225H253ZM264 226V225H263ZM173 227V226H172ZM175 227V226H174ZM181 227V226H180ZM46 228V227H45ZM166 228V227H165ZM176 228H178V227H176ZM42 229V230H41ZM56 229V228H55ZM212 229V228H211ZM259 229V228H258ZM37 230V229H36ZM259 230H264V228L262 227L261 229H259ZM41 231H43L42 233H41ZM51 231V230H50ZM82 231V230H81ZM163 231V230H162ZM224 231V230H223ZM48 232H49V230H48ZM220 232H222V231H220ZM225 232V231H224ZM76 233V232H75ZM180 233V232H179ZM262 233V232H261ZM188 234V233H187ZM264 234V233H263ZM263 234H261V235H263ZM69 235V234H68ZM89 235V234H88ZM176 235V234H175ZM180 235V234H179ZM178 235V238H179V241L181 242V245L184 247V248H187L186 247V245L188 246V245H190V243L187 241V242H185L186 241V239H185V237H183V235L181 236H179ZM220 235H221V233H220ZM48 236V235H47ZM91 236V235H90ZM160 236H161V234H160ZM165 236V235H164ZM188 236H190V235H188ZM203 236V235H202ZM260 236V235H259ZM61 237V238H60ZM94 237V236H93ZM92 237V238H93ZM106 237V236H105ZM235 237V236H234ZM63 238V239H62ZM95 238V240H96V242L94 241V240H92L93 242H95L96 244H98V245H100L101 246V243H102V248H103V245H106L107 246V248H108V250H110L111 249V251L114 249L115 250V247H116V249H117V246L118 247H120L121 246V243L122 244H125L124 243V238L122 239V241H119L118 239H117V241H116V239H114V242H110V244L109 243H107V240H106V238L104 239V237H100V238H97V236L96 237H94ZM116 238V237H115ZM130 238V243L127 241V245H125L126 247H128L129 246V249H130V247H132V246H130V245H128V244H134L136 241H133L132 242V239L134 238H132L131 239V237H129ZM163 238V237H162ZM162 238H160V237H153V238H151V237H149V239H151V241L152 240H156L157 242H158V247H160V249H162L163 247H166V249L165 248H163V251H165V250H167V247L170 245L171 246V244H169V242H168V244L169 245H166V243L165 242H163V241H161L162 240ZM169 238V237H168ZM171 238V237H170ZM175 238V237H174ZM200 238H201V236H200ZM212 238V237H211ZM228 238V237H227ZM232 238V237H231ZM143 239V238H142ZM146 239H148V238H146ZM145 239V240H146ZM185 239V240H184ZM214 239V238H213ZM260 239H261V237H260ZM65 240H66V244H65ZM68 240V241H67ZM127 240V239H126ZM136 240V239H135ZM154 240V241H155ZM167 240V239H166ZM174 240V239H173ZM208 240V239H207ZM256 240H252L251 242H253V243H255V245H256V243L259 241V239H258V241L257 242H255ZM56 241H58V243L60 244V245H62V249L61 250H56V248H57V246H56ZM156 241L155 242H153L152 244H154V243H156ZM178 241V240H177ZM197 241V240H196ZM206 241V240H205ZM228 241V240H227ZM230 241H234V239L233 240H230ZM236 241V240H235ZM9 242V241H8ZM80 242L82 243V245L80 244ZM109 242V241H108ZM195 242V241H194ZM194 242H191L192 244L191 245H193V243ZM207 242V241H206ZM229 242V241H228ZM4 243V242H3ZM5 243H6V241H5ZM5 243L3 244L4 245V247H6L7 246V244L8 243H6V246H5ZM46 243H49V244H53V245H48V246H51V247H53V248H49L48 250H47V248H46V250H43L42 249V247L41 246H43L44 244H46ZM104 243H106V244H104ZM145 243V242H144ZM143 243V244H144ZM187 243H189V244H187ZM259 243V242H258ZM257 243V247L259 246V244ZM262 242H260V245H262L261 244ZM14 244H16L15 242H14ZM19 244V245H20ZM80 244V248H79V245ZM87 244V245H86ZM89 244H91V245H89V246H92V244L93 245H95L94 243H89ZM120 246H119V245ZM137 244V243H136ZM141 244V243H140ZM148 244H150L149 242H148ZM179 244V243H178ZM214 244V243H213ZM236 244V243H235ZM234 244V245H235ZM11 245H13V243H11ZM10 245V246H11ZM85 245V246H84ZM116 245V246H115ZM190 245V246H191ZM206 245V244H205ZM211 245H212V242H211ZM81 246H84V247H81ZM99 246V247H100ZM113 246H115V247H113ZM147 246V245H146ZM207 246V245H206ZM213 246V245H212ZM3 247V248H4ZM7 247H9V246H7ZM93 247L94 246H92L91 248L93 249ZM96 247H97V245H96ZM100 247V248H101ZM122 247V246H121ZM124 247V246H123ZM126 247H124V248H126ZM140 247V246H139ZM150 247H152V245L150 244ZM149 247V248H150ZM210 247V246H209ZM238 247V246H237ZM253 247V246H252ZM2 248V247H1ZM98 248V247H97ZM169 248V247H168ZM171 248H173V247H171ZM181 248V247H180ZM188 248L190 249V247L188 246ZM194 248V247H193ZM251 248V247H250ZM9 249V248H8ZM10 249H11V247H10ZM58 249V248H57ZM78 249H81V252H83V254H82V256H81V254L79 253V254H77V252L79 251ZM91 249V250H92ZM96 249V248H95ZM119 249V248H118ZM122 249V248H121ZM128 249V250H129ZM143 249V248H142ZM182 249V248H181ZM192 249V248H191ZM215 249V248H214ZM232 249V248H231ZM241 249V248H240ZM258 249V248H257ZM2 249H0V252H4V251H1ZM63 250H65V252H67L66 253V255H64V257H59V255H60V253H61V251L63 252ZM67 250V251H66ZM68 250H72V253L70 252V253H68L69 251ZM99 249H97V251H98ZM104 249H102L101 251H103ZM113 250V251H114ZM126 250H127V248H126ZM137 250H138V248H137ZM147 250H148V248H147ZM188 250V249H187ZM186 250V252H190V251H187ZM195 250V249H194ZM211 250H213V248L211 249ZM230 250V249H229ZM242 250V249H241ZM240 250V251H241ZM250 250V249H249ZM46 251V252H45ZM93 251V250H92ZM91 251V252H92ZM96 251V250H95ZM96 251V252H97ZM100 251V250H99ZM112 251V252H113ZM119 251V250H118ZM141 251V250H140ZM161 251V250H160ZM192 251V250H191ZM210 251V250H209ZM9 252H11L10 250L8 251V253ZM111 252V253H112ZM114 252H116L117 253V250L116 251H114ZM113 252V253H114ZM120 252V251H119ZM118 252V253H119ZM133 252V251H132ZM136 252V251H135ZM138 252V251H137ZM167 252V251H166ZM172 252V251H171ZM178 252V251H177ZM181 252V251H180ZM212 252V251H211ZM221 252V251H220ZM233 252V251H232ZM110 253V254H111ZM122 253H124L123 252V250H122ZM125 253H127V252H125ZM144 253H148V251H144ZM150 253V252H149ZM169 253V252H168ZM182 253V252H181ZM238 253V252H237ZM0 254H2V253H0ZM5 254V253H4ZM7 254V253H6ZM5 254V255H6ZM10 254H8V255H10ZM62 255H63V253H61ZM77 254V256H75V255ZM87 254V253H86ZM93 254V253H92ZM95 254V253H94ZM101 254H102V252H101ZM105 254V253H104ZM109 254V253H108ZM121 254V253H120ZM119 254V255H120ZM194 254V253H193ZM215 254V253H214ZM219 254V253H218ZM62 255H60V256H62ZM112 255V254H111ZM167 255V254H166ZM170 256H171V254H169ZM195 255V254H194ZM193 255V256H194ZM221 255V254H220ZM2 255H0V260L2 259V257H1ZM20 256H22V257H24V259L23 260H18V258L20 259ZM86 256V255H85ZM104 256V255H103ZM105 256H106V254H105ZM123 256V255H122ZM196 256V255H195ZM9 257V256H8ZM22 257H21V259H22ZM79 257V258H78ZM95 257H96V255H95ZM94 257V258H95ZM109 257H110V255H109ZM125 257V255L122 257V258H124ZM129 257V256H128ZM132 257V256H131ZM182 257V256H181ZM223 257V256H222ZM3 258H4V256H3ZM10 258V257H9ZM193 258V257H192ZM219 258V257H218ZM224 258V257H223ZM77 259H79L78 261H77ZM90 259V258H89ZM104 259V258H103ZM107 259H108V257H107ZM110 259H112V257L110 258ZM129 259V258H128ZM130 259H132V258H130ZM167 259H169L168 257H167ZM196 259V258H195ZM222 259V258H221ZM106 260V259H105ZM113 260V262L112 263H115L116 262V260H115V258H113L112 259ZM114 260H115V262H114ZM118 260V259H117ZM121 260H123V259H121ZM135 260V259H134ZM156 260V259H155ZM186 260V259H185ZM191 260V259H190ZM4 261H5V258H4ZM94 261V260H93ZM92 261V262H93ZM124 261V260H123ZM123 261H121V264H122V262ZM131 261H133V260H131ZM131 261L129 262L130 264H131ZM188 261V260H187ZM192 261H193V259H192ZM197 261V260H196ZM221 261V260H220ZM251 261V260H250ZM6 262V261H5ZM97 262V261H96ZM138 262V261H137ZM155 262H157V260L155 261ZM223 262H224V260H223ZM3 263V262H2ZM98 263V262H97ZM118 262H116L115 264H117ZM125 264H128V262L126 263V262H124ZM110 264V263H109ZM133 264V263H132ZM139 264V263H138ZM157 264H159V263H157ZM160 264H162V263H160Z\"/></svg>",
    "mask_w": 264,
    "mask_h": 264
}]
</instances>
